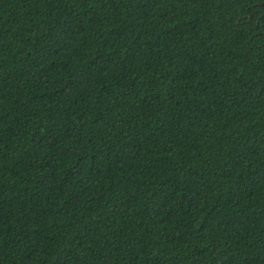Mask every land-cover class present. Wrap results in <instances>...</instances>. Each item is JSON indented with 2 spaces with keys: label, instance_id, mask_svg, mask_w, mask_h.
Wrapping results in <instances>:
<instances>
[{
  "label": "trees",
  "instance_id": "1",
  "mask_svg": "<svg viewBox=\"0 0 264 264\" xmlns=\"http://www.w3.org/2000/svg\"><path fill=\"white\" fill-rule=\"evenodd\" d=\"M0 264H264V0H0Z\"/></svg>",
  "mask_w": 264,
  "mask_h": 264
}]
</instances>
